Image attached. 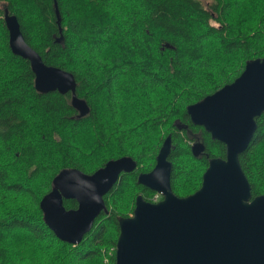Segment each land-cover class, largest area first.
I'll list each match as a JSON object with an SVG mask.
<instances>
[{"label": "trees", "instance_id": "16d2710c", "mask_svg": "<svg viewBox=\"0 0 264 264\" xmlns=\"http://www.w3.org/2000/svg\"><path fill=\"white\" fill-rule=\"evenodd\" d=\"M6 8L46 63L75 74L87 114L71 91L37 88L31 61L11 48ZM260 56L264 0H0V264H115L118 216L134 212L140 193L159 197L139 173L154 167L170 133L173 189L197 190L226 144L193 123L187 106ZM198 140L206 148L196 156ZM122 155L138 165L105 194L109 212L79 243L59 238L40 206L54 176L63 167L93 172ZM240 160L253 196L264 194V113Z\"/></svg>", "mask_w": 264, "mask_h": 264}, {"label": "water", "instance_id": "95a60500", "mask_svg": "<svg viewBox=\"0 0 264 264\" xmlns=\"http://www.w3.org/2000/svg\"><path fill=\"white\" fill-rule=\"evenodd\" d=\"M57 13L61 24L58 8ZM5 20L11 48L31 61L37 88L42 92L71 91L73 105L80 115L87 114L90 105L77 93L75 74L46 63L26 40L17 15L8 8ZM187 109L193 123L203 125L213 138L226 144V155L210 157L201 186L190 194L178 195L171 181L173 138L169 133L154 167L138 175L140 183L163 197L151 201L140 193L133 214L118 216L115 264H264V194L253 196L240 160L257 129V116L264 113V56L249 59L233 81ZM205 148L202 140L192 144L196 156ZM137 165L133 156L122 155L93 172L63 167L40 201L46 223L62 240L79 243L96 217L102 211L109 212L105 194L122 172ZM65 198L76 199L78 206L68 208Z\"/></svg>", "mask_w": 264, "mask_h": 264}, {"label": "flooded vegetation", "instance_id": "af4514ba", "mask_svg": "<svg viewBox=\"0 0 264 264\" xmlns=\"http://www.w3.org/2000/svg\"><path fill=\"white\" fill-rule=\"evenodd\" d=\"M179 123H177V125H178ZM195 142V141H194ZM160 194L161 193H159V197H157V200H159V199H161L162 197H163V195L161 194V196H160ZM157 200H154V201H157Z\"/></svg>", "mask_w": 264, "mask_h": 264}, {"label": "rangeland", "instance_id": "374dc122", "mask_svg": "<svg viewBox=\"0 0 264 264\" xmlns=\"http://www.w3.org/2000/svg\"><path fill=\"white\" fill-rule=\"evenodd\" d=\"M133 214V212H130V215Z\"/></svg>", "mask_w": 264, "mask_h": 264}, {"label": "built area", "instance_id": "2783aa9c", "mask_svg": "<svg viewBox=\"0 0 264 264\" xmlns=\"http://www.w3.org/2000/svg\"><path fill=\"white\" fill-rule=\"evenodd\" d=\"M157 196V195H156Z\"/></svg>", "mask_w": 264, "mask_h": 264}]
</instances>
